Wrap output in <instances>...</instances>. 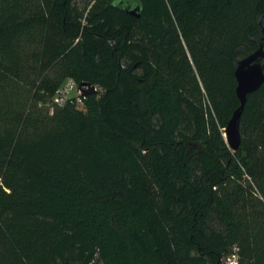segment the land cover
<instances>
[{
	"label": "trees",
	"instance_id": "obj_1",
	"mask_svg": "<svg viewBox=\"0 0 264 264\" xmlns=\"http://www.w3.org/2000/svg\"><path fill=\"white\" fill-rule=\"evenodd\" d=\"M135 1L0 0V264H264V0Z\"/></svg>",
	"mask_w": 264,
	"mask_h": 264
},
{
	"label": "water",
	"instance_id": "obj_2",
	"mask_svg": "<svg viewBox=\"0 0 264 264\" xmlns=\"http://www.w3.org/2000/svg\"><path fill=\"white\" fill-rule=\"evenodd\" d=\"M120 1H123V3ZM117 2L122 4L121 9L126 12L136 17L141 16L142 6L140 2L135 0H117ZM261 26L264 34V24L262 23ZM235 75L238 83L237 95L240 103L233 113L224 134L234 152L239 149L241 144L240 120L249 95L256 92L264 83V36L260 41V47L237 63ZM86 86L90 87L92 91H96V88L91 84H86ZM83 92L87 94L89 91L83 90Z\"/></svg>",
	"mask_w": 264,
	"mask_h": 264
},
{
	"label": "built area",
	"instance_id": "obj_3",
	"mask_svg": "<svg viewBox=\"0 0 264 264\" xmlns=\"http://www.w3.org/2000/svg\"><path fill=\"white\" fill-rule=\"evenodd\" d=\"M74 90L77 91V95H73ZM83 94L84 92L79 87V85L73 79H68L56 92L53 98V104L58 106H64L67 101L73 97H77L78 102L81 103V97ZM226 264H238L237 257L233 256L229 258L228 263Z\"/></svg>",
	"mask_w": 264,
	"mask_h": 264
},
{
	"label": "rangeland",
	"instance_id": "obj_4",
	"mask_svg": "<svg viewBox=\"0 0 264 264\" xmlns=\"http://www.w3.org/2000/svg\"><path fill=\"white\" fill-rule=\"evenodd\" d=\"M73 95H77V91L76 90H74ZM224 134H225V132H224Z\"/></svg>",
	"mask_w": 264,
	"mask_h": 264
}]
</instances>
